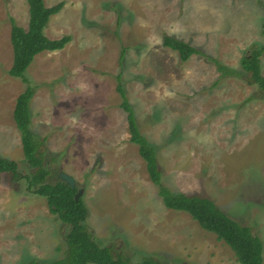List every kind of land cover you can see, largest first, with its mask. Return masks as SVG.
I'll list each match as a JSON object with an SVG mask.
<instances>
[{
  "label": "rangeland",
  "instance_id": "obj_1",
  "mask_svg": "<svg viewBox=\"0 0 264 264\" xmlns=\"http://www.w3.org/2000/svg\"><path fill=\"white\" fill-rule=\"evenodd\" d=\"M44 2H63L45 35L71 39L36 54L27 68L30 128L44 140L51 177L65 171L83 189L93 236L130 264L145 256L162 264H240L215 233L163 203L130 140L120 74L139 128L156 148L162 184L208 197L249 225L263 242L264 264V98L213 61L242 70V56L264 44V0ZM11 18L27 28V0H0V156L24 173L13 109L27 83L8 72ZM164 35L204 54L183 61ZM261 65L264 74V51ZM65 229L24 179L0 174V264L61 258Z\"/></svg>",
  "mask_w": 264,
  "mask_h": 264
},
{
  "label": "trees",
  "instance_id": "obj_2",
  "mask_svg": "<svg viewBox=\"0 0 264 264\" xmlns=\"http://www.w3.org/2000/svg\"><path fill=\"white\" fill-rule=\"evenodd\" d=\"M29 19L27 28L16 24L11 18L10 40L13 49V61L9 74L20 77L27 83L25 89L16 98L13 119L20 131L24 161L28 165L22 172L15 160L0 156V174L9 173L14 180L26 181L27 189L46 198L49 210L66 227L64 232L65 250L61 258L51 261L29 259L23 264H130L129 258L114 254L111 247L102 245L86 226L88 208L82 196L75 199L78 186L71 187L58 174L51 177V170L46 166L44 140L30 128L29 101L34 93V86L26 76V71L36 54L45 50L63 48L71 39L66 34L59 38H49L43 29L49 17L58 12L63 2L52 6L45 5L44 0H27ZM163 44L178 51L181 60L192 54H204L202 50L188 41L172 35H164ZM264 44L253 46L250 53L241 58L242 70L227 66L213 59L217 68L224 75H236L248 84L257 87L256 93L264 98V74L261 55ZM117 91L121 96V107L127 112L130 140L137 144L138 151L144 159L150 179L158 186V194L166 207L189 213L206 230L216 234L217 238L227 243L234 251L240 264H263V242L249 225L232 218L210 198L198 194L173 192L162 184L161 168L157 151L153 144L142 134L136 121L134 110L117 75ZM255 93V94H256ZM252 94L248 99L254 97ZM139 264H162L153 256H145Z\"/></svg>",
  "mask_w": 264,
  "mask_h": 264
},
{
  "label": "water",
  "instance_id": "obj_3",
  "mask_svg": "<svg viewBox=\"0 0 264 264\" xmlns=\"http://www.w3.org/2000/svg\"><path fill=\"white\" fill-rule=\"evenodd\" d=\"M58 176L61 179L65 180L67 183H69L71 187L75 186V184H76L75 178L72 175L68 174L67 172L61 170V171H59ZM82 191H83L82 188H78V190L75 194V199H78L79 196H81Z\"/></svg>",
  "mask_w": 264,
  "mask_h": 264
}]
</instances>
